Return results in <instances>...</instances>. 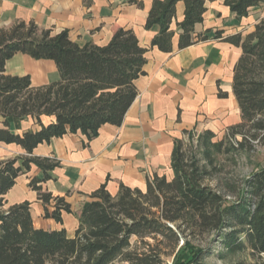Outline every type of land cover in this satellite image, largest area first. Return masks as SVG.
I'll return each instance as SVG.
<instances>
[{"label":"trees","instance_id":"trees-1","mask_svg":"<svg viewBox=\"0 0 264 264\" xmlns=\"http://www.w3.org/2000/svg\"><path fill=\"white\" fill-rule=\"evenodd\" d=\"M214 1L154 0L145 25L148 30L160 28L152 47L173 52L171 26L180 2L185 13L178 24V48L207 41L211 32L199 34L196 28L205 21L208 4ZM131 2L143 6L137 0ZM261 4L264 0L225 2L239 19ZM215 36L223 38V32ZM224 40L242 49L233 80L242 123L231 127L225 139L241 138L237 145L244 150L250 142L264 139V18L253 33ZM19 53L54 61L60 80L36 88L29 76L7 75V61ZM146 54L137 36L123 28L104 47H80L71 41L68 31L54 34L33 22L0 31V117L4 119L0 121V144L21 146L29 154L0 161V264H163L166 249H178L176 264H204L208 251L197 249L194 243L205 236H214L227 254L249 251L253 257L264 256V169L243 181L235 199L228 198L206 183L211 176L209 165L200 166L195 158L190 161L183 140L175 141L171 179L154 175L147 179L145 190L121 185L116 196L102 185L84 205L73 238L65 230L37 229L29 202L7 206L6 195L17 179L35 166L43 175L32 179L30 188L45 205V218L60 224L64 213H72L64 198L54 197L42 187L52 180L51 172L60 162L33 153L55 138L80 134L89 144L99 137L103 126L120 127L137 98L136 81L145 75ZM9 118H31L41 129L17 135ZM45 118L53 121L44 124ZM215 138L210 131L199 136L207 162L221 152L222 143L214 142ZM51 202H55L52 211Z\"/></svg>","mask_w":264,"mask_h":264},{"label":"crops","instance_id":"crops-1","mask_svg":"<svg viewBox=\"0 0 264 264\" xmlns=\"http://www.w3.org/2000/svg\"><path fill=\"white\" fill-rule=\"evenodd\" d=\"M137 1L143 6L131 0H0V31L33 22L40 30H52L54 34L68 31L71 41L80 47H104L123 28L132 31L147 50L145 75L136 81L137 98L120 127L103 126L99 137L89 144L80 134L55 138L39 145L33 153L34 157L60 162L51 172L52 180L42 187L54 197L64 198L72 213H64L60 224L45 218V205L30 188L31 180L43 175L35 166L20 176L6 195L8 207L31 203L37 229L65 230L69 237H75L84 205L102 185L112 196L119 193L121 185L145 190L148 178L173 175L175 141L183 140L186 133L210 131L223 136L242 123L233 90L234 70L242 49L224 39L253 33L264 18V4L239 19L225 5L226 0L209 3L205 21L196 28L199 34L210 31L209 39L181 50L178 24L184 19L185 5L180 2L171 26L174 50L164 53L152 47L160 28L145 27L154 0ZM219 31L223 38H216ZM6 74L29 76L36 88L60 80L54 61L35 60L21 53L7 61ZM0 121L4 119L0 117ZM52 121L43 119L44 124ZM8 122L17 135L41 129L31 118H9ZM28 156L21 146L0 144V161ZM54 205L51 202L50 211Z\"/></svg>","mask_w":264,"mask_h":264},{"label":"rangeland","instance_id":"rangeland-1","mask_svg":"<svg viewBox=\"0 0 264 264\" xmlns=\"http://www.w3.org/2000/svg\"><path fill=\"white\" fill-rule=\"evenodd\" d=\"M201 133H192V138L187 135L184 141V150L188 159L195 158L200 166H208L211 173L210 179L206 182L211 187L222 191L228 198L235 199L237 190L242 186L243 181L249 178L254 172L264 169V139L261 142H250L247 149H238L236 139H225V135L216 136L214 142H221V152L214 153L212 160H205L204 152L199 147V136ZM169 179L172 176L168 177ZM153 242L152 240H149ZM136 243V239L132 240ZM182 245V243H181ZM197 249H205L204 264H256L264 261L261 258L253 257L249 251L236 254H227L219 243L214 241V236H205L203 241L194 243ZM177 250L166 249L163 264H176L175 256Z\"/></svg>","mask_w":264,"mask_h":264}]
</instances>
